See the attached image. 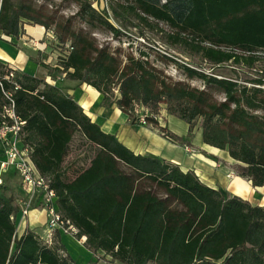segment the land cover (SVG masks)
Masks as SVG:
<instances>
[{
    "label": "trees",
    "instance_id": "obj_1",
    "mask_svg": "<svg viewBox=\"0 0 264 264\" xmlns=\"http://www.w3.org/2000/svg\"><path fill=\"white\" fill-rule=\"evenodd\" d=\"M77 3L76 13L90 26L116 37L136 28L149 40L146 28L168 25L162 41L190 58L181 64L186 76L217 88L223 101H211L204 89L167 83L144 59L123 62L89 35L45 17L32 0H0V33L17 37L28 22L53 29L70 48L54 66L35 59L50 74L93 86L103 105H116L133 123L141 109L162 132L152 118L161 110L188 124V138L199 125L203 143L226 150L237 174L264 188V0H105L101 8L89 0ZM224 65L252 76L227 77L218 71ZM9 71L13 75L5 77ZM8 91L23 121L21 144L49 179L57 211L77 228V238L86 237L93 255L121 264H264V206L211 188L175 163L135 154L60 87L1 61L0 122ZM19 216L17 197L1 182L0 264H75L57 231L51 243L32 230L17 236Z\"/></svg>",
    "mask_w": 264,
    "mask_h": 264
},
{
    "label": "crops",
    "instance_id": "obj_2",
    "mask_svg": "<svg viewBox=\"0 0 264 264\" xmlns=\"http://www.w3.org/2000/svg\"><path fill=\"white\" fill-rule=\"evenodd\" d=\"M43 26L23 23L19 36L10 37L0 33V61L16 70L26 72L35 77L44 79L51 85H56L64 93L69 94L82 108L83 112L97 123L101 130L110 133L131 149L135 154L159 158L177 164L182 171H192L204 184L214 189H221L227 195H237L248 200L252 205L264 206V188L252 187L246 179L235 171L237 162L226 150L218 149L203 143L202 129L196 125L193 136L188 138V124L173 115L161 112L159 125L167 133L151 124L133 123L128 114L116 105L102 104L100 92L93 86L81 83L67 77H60L56 71L50 74L48 69L38 64L35 59L55 65L56 57L52 45L45 40ZM36 40L41 49L34 48L31 41ZM45 40V41H44ZM169 135H173L171 138ZM191 148L193 150H188ZM4 144L0 141V161L4 159ZM234 172V175H229ZM17 176L13 168L6 171L0 168V179L7 184L15 197L21 198L14 191L10 181L11 174ZM44 211L34 204L25 217L19 216L17 231L21 234L26 229L40 234L38 228L44 225ZM41 236V235H40ZM42 239L43 236H41ZM101 253L96 255L100 256ZM100 259V258H99Z\"/></svg>",
    "mask_w": 264,
    "mask_h": 264
},
{
    "label": "rangeland",
    "instance_id": "obj_3",
    "mask_svg": "<svg viewBox=\"0 0 264 264\" xmlns=\"http://www.w3.org/2000/svg\"><path fill=\"white\" fill-rule=\"evenodd\" d=\"M89 1L91 5L96 8L103 7L105 3V0ZM32 3L40 10L41 13H43L45 17H48L56 22L69 24L74 31L89 35L96 40L97 45L107 47L109 51L113 52L123 62L127 61L128 57L144 59L146 60V65L156 70L159 76L167 83L179 84L199 90L204 89L211 101H223L224 96L217 88L214 86H206L200 79L189 78L186 76L181 64L189 63L191 61L190 58L184 54L176 52L162 41L161 30L169 32L170 28L168 25L159 22L156 26H154V28H146L145 32L149 40L142 38L138 34V30L136 28H128L123 34L116 37L113 36V34L107 29L90 26L84 16L77 14V0H32ZM111 21L114 25L120 26L116 20L111 18ZM28 23L32 24L30 22ZM51 48L53 49V54L56 59L61 57L63 51L60 50V47L52 44ZM256 67H259V65H256ZM235 69L236 72H233V67L231 65H224L219 67L218 71L220 74L227 77H234V75H237L240 80H244L245 78L247 79L252 76L251 70L244 68ZM259 114L264 117V110L259 112ZM236 165L235 172L237 173ZM11 179L12 180H8L6 182H12L11 187L13 188V191L21 197H26L27 193L21 185L19 174H17V176L14 173L11 174ZM147 186H151L154 192L161 195V189L157 188L155 185L144 183V187ZM21 230L22 229L19 227L17 236L21 234ZM38 230L40 232L39 235L43 236L44 239L48 238L47 229L46 227L43 228V224L38 228ZM60 241L66 252L74 260L75 264H121L118 261H112L104 256L97 257L96 255H93L83 243L78 241L76 236L61 233Z\"/></svg>",
    "mask_w": 264,
    "mask_h": 264
},
{
    "label": "built area",
    "instance_id": "obj_4",
    "mask_svg": "<svg viewBox=\"0 0 264 264\" xmlns=\"http://www.w3.org/2000/svg\"><path fill=\"white\" fill-rule=\"evenodd\" d=\"M44 30L45 40L50 45L54 44L60 47V50L69 49V43L61 44L55 34L53 29ZM44 40V41H45ZM34 48L41 49L39 43L36 40L31 41ZM60 77H65V73H59ZM12 71L5 77L12 76ZM14 87L17 88L16 82H13ZM5 97L8 102L4 107L5 118L0 122V141L4 144V159L0 161V168L6 171L9 168H13L17 174L20 176V181L23 189L26 191L27 196L17 199L19 205L21 217H25L34 204L42 207L45 216V225L47 229V239L44 241L51 243V236L54 232L70 234L76 236L78 230L74 227L69 220L63 218L56 208V194L54 190L50 187L49 179L42 176L30 158V149L27 146L21 144L20 131L23 121H20L14 110V100L11 92H5ZM162 112V110H161ZM161 112L159 115H152V118H157L160 122ZM148 112L146 110L138 111V122L141 124H148L144 115ZM188 150H193L188 148ZM229 175H234L232 172ZM0 179V183H1ZM86 237L81 236L78 241L85 242Z\"/></svg>",
    "mask_w": 264,
    "mask_h": 264
}]
</instances>
